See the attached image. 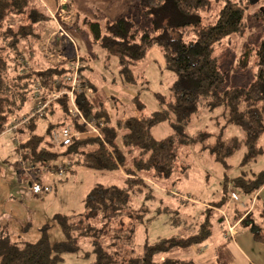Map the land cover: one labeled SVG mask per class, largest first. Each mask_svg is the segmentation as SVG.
I'll return each instance as SVG.
<instances>
[{"label":"trees","instance_id":"obj_1","mask_svg":"<svg viewBox=\"0 0 264 264\" xmlns=\"http://www.w3.org/2000/svg\"><path fill=\"white\" fill-rule=\"evenodd\" d=\"M211 5V0H149L144 13L151 27L144 29L125 16L107 22L104 27L97 21L84 19L93 41L117 57L119 70L125 72L129 81L132 80L129 66L144 59L153 46L161 49L165 67L174 73L175 79L168 97L157 96L161 109L148 115L119 118L114 123L102 104L95 105L86 94H79L76 101L85 115L105 117L103 139L86 136L61 149L54 146L51 141L53 128L68 124L79 126L71 120L65 98L49 108L58 115L55 122L47 123L44 133L37 131L38 117L20 128L21 152L30 164L46 165L59 160L68 169L118 170L124 173L123 185L96 184L86 194L82 212L58 217L64 240L51 243L45 227L36 241L12 242L0 254V264H60L65 252L79 251V238H88L90 243V252L83 256L87 258L90 253L93 260L86 264H207L172 257L159 263L156 257L174 249L205 244L212 234L211 216L229 201L231 191L228 188L257 199L264 187V169L252 175L242 171L231 179L225 172L222 196L202 211L205 216L197 228L189 224L190 229L181 230L177 235L145 243L141 253L134 250L135 234L137 225L144 221L148 211L135 208L132 195L143 192L145 200H157L152 187L171 178L177 171L186 173L191 165L180 160L182 149L199 141L202 150L212 154L226 171L229 168L227 159L243 146L246 152L242 165L264 153L259 144L264 132V32L256 48L247 45L242 49L233 67L236 71L246 69L250 57L255 54L254 80L247 87L225 89V75L214 55L215 46L230 35H243L248 24L244 19V8L231 1L222 6L217 19L204 24L201 13L210 10ZM67 7L69 9L68 4ZM48 20L49 16L37 0H0V134L10 118L19 115L31 100L35 75L51 78L66 70L64 66L44 70H35L31 66L27 72L23 71L19 61L22 50L32 54L40 39V25ZM82 85L96 90L95 84L84 74ZM133 102L138 110L144 108L137 96ZM221 106L228 121L241 129V139L219 138L209 142L210 134L204 131L194 135L177 131L161 140L151 134L155 125L168 120L171 115L174 125L184 127L200 109L213 110ZM248 209L240 212L236 220L238 224L253 221L252 237L264 243V204ZM158 210L172 212L174 224L180 223L178 211L168 206ZM228 233L231 235L229 229Z\"/></svg>","mask_w":264,"mask_h":264},{"label":"rangeland","instance_id":"obj_2","mask_svg":"<svg viewBox=\"0 0 264 264\" xmlns=\"http://www.w3.org/2000/svg\"><path fill=\"white\" fill-rule=\"evenodd\" d=\"M37 1L45 9L49 20L40 25V39L32 54H29L27 50L21 51L19 61L22 63L23 71L28 72L31 66L35 70L57 67L52 63L54 60L51 53L54 54L60 50L68 56H73V50L76 48L84 58L82 59L83 74L95 84L96 90L85 88L82 85L83 77L80 84L95 105L102 104L107 109L112 123L119 118L148 115L162 108L157 96L168 97L175 75L166 69L161 49L153 46L144 59L131 64L129 69L132 80L129 81L125 72H120L117 57L108 54L93 41L91 31L84 23V19L88 18L99 22L104 27L107 22L125 16L136 21L140 29L150 28L151 22L144 13L149 0H67L66 4L69 5L70 12L66 10L68 7H59L55 10L50 8L45 0ZM227 1L237 3L244 8V19L248 26L243 35H230L217 44L214 55L225 75V89L235 86L247 87L255 78L256 55L253 54L250 57L246 69L236 71L233 67L242 49L247 45L256 48L263 35L264 0H211V9L201 13L202 22L207 24L217 19L220 9ZM54 11L58 15L57 20L63 21L64 25L61 24L62 22L60 25L68 32L74 45L67 43L66 39L56 40V35L49 33L53 30L51 28L56 27L50 17V13L53 14ZM60 66L62 65H58ZM49 78L35 75L31 100L19 115L10 118L0 134V254L12 242L36 241L43 234L45 227H47V237L51 243L64 240L65 236L60 228L58 217H68L82 212L83 200L96 184L123 185L124 173L118 170L97 171L81 167L68 169L67 165H64L62 175L59 171L51 175L40 168L41 165L30 164L24 159L20 148L22 137L19 132L23 125L17 131L19 142H17L15 133L8 131V126L17 117L30 116L39 98L48 97L52 100V93H57L61 87H64L60 84L59 88L58 85L52 83L56 77ZM45 81L48 82L45 83ZM53 90L57 91L53 92ZM135 96L144 104L142 110L135 107L133 102ZM61 98L66 99L70 113L68 98L64 95L59 97ZM58 100L51 101L44 114L31 117V119L38 117L36 123L39 133L45 132L48 122L57 120L58 112L52 113L49 108ZM224 112L225 109L222 106L213 110L200 109L191 116L189 123L184 127L174 125L175 121L171 115L168 120L155 125L151 129V134L155 139L161 140L177 131H184L188 135L204 131L210 134L209 142H215L219 138L222 140L232 137L241 139L243 137L241 129L230 123ZM45 114L46 118L43 117ZM70 117L74 121L71 113ZM88 118L103 121V126L101 130L99 129L102 138L92 136L103 139L102 129L105 126V117L93 115ZM201 143L199 141L197 144L188 145L182 149L180 160L184 159L191 165L186 173L177 171L171 178L161 180L157 182L158 185L155 184L152 187L153 195L157 200H145L143 192L132 195L134 207L146 208L148 211L144 221L136 228L134 243L136 253L142 252L145 243H152L159 238H169L179 234L181 230L190 229L189 224L192 228H197L205 216L202 211L209 203L221 198L222 178L225 172L231 179L242 171L252 175L264 169V153L258 155L254 161L241 164L246 152L243 146L227 159L229 168L226 171L219 162L215 161L212 154L207 150H202ZM259 144L264 148V132ZM54 146L58 149L62 148ZM19 153L27 166L37 167L32 166L29 172L24 170V165L20 166L22 159ZM52 163L58 164L60 161ZM33 181H38L44 186L50 184L52 190H44L40 194L33 195L29 190ZM228 191L236 192L239 200H231L230 196L229 201L221 210L214 211L210 222L212 234L205 244L186 249H174L158 255L156 260L160 263L166 257H172L183 260L193 259L207 264H264V243L256 241L251 234L250 227L254 222L249 220L238 224L239 221L236 220L240 212L249 211L248 208H258L264 204V187L257 199L243 195L239 190H233L232 187H229ZM165 206L178 211L179 224H174L175 217L172 212L158 210ZM150 216L153 217L147 220ZM234 221L238 223L234 224ZM228 226L232 227V235L235 233L233 236L228 233ZM77 246L79 251L65 252L60 264H86L93 260L90 253L87 258L83 256L84 253L90 252L88 238H79Z\"/></svg>","mask_w":264,"mask_h":264},{"label":"built area","instance_id":"obj_3","mask_svg":"<svg viewBox=\"0 0 264 264\" xmlns=\"http://www.w3.org/2000/svg\"><path fill=\"white\" fill-rule=\"evenodd\" d=\"M60 15V13H59ZM56 12L54 11L53 14L50 13V17L53 19V23L55 22L56 27L54 26L52 31H49L51 35H56V39H66L67 43L73 44L74 41L66 32L65 28L60 25L63 24V21L60 19L57 20ZM64 25V24H63ZM65 42V43H66ZM51 57L53 58L54 63L53 65L58 66L62 65L65 67L64 73L60 77H56L52 80V83L54 85H58L60 88V84L64 85V87H61L59 92L52 93L53 99L50 100L48 97H41L38 99L39 102H37L36 106L34 107L33 111L31 112L30 116H23L20 118H15V120H12L10 123V126H8V131H13L16 135L17 142H19V139L17 137V131L22 125H25L31 117L34 115H42L45 113V109H47L49 103L51 101H56L59 99L61 95H64L68 98L70 102V113L74 119L78 123V128L74 125H63L60 127H55L51 131V141L54 143V145L58 147H64L68 144H70L72 141L86 137V136H98L102 138L101 132H99V129L101 130V127L103 126V121L101 122L88 118L87 115L83 113L79 105L77 104L76 97L79 94H85V90L81 86V80L83 77V60L81 58L80 53L76 48L73 50V56H68L65 52H62L58 50V52L51 53ZM51 82V81H50ZM58 90V89H57ZM57 90H53V92H56ZM20 158L22 159V163H20V166L24 165V170L28 171L31 169L32 166L37 167L35 165L27 166V164L24 162L21 153H19ZM40 168H43L48 174H54L55 171H59V174H63L64 165L62 162L58 164L49 163L46 165H41ZM49 169V170H48ZM50 169H56V170H50ZM29 172V171H28ZM29 190L33 195H37L42 193L44 190L51 191L52 186L50 184H46L44 186L42 183L38 181H33L30 186ZM231 198L233 200H239L238 196L235 192H230ZM229 227V231L232 232V227Z\"/></svg>","mask_w":264,"mask_h":264},{"label":"crops","instance_id":"obj_4","mask_svg":"<svg viewBox=\"0 0 264 264\" xmlns=\"http://www.w3.org/2000/svg\"><path fill=\"white\" fill-rule=\"evenodd\" d=\"M46 2H47V4H48V6L50 7V8H54L55 10L56 9H58L59 7H61V8H65V7H67L66 5V3H67V0H45ZM67 11H69L70 12V7H69V9L67 8L66 9ZM57 40V39H56ZM18 151V150H17ZM238 222H235L234 221V224H237ZM231 233V232H230ZM235 234V233H234ZM233 234V235H234ZM232 235V233H231V236H233ZM243 258L246 260V258L243 256ZM242 261H244V260H242ZM247 262V261H246Z\"/></svg>","mask_w":264,"mask_h":264},{"label":"water","instance_id":"obj_5","mask_svg":"<svg viewBox=\"0 0 264 264\" xmlns=\"http://www.w3.org/2000/svg\"><path fill=\"white\" fill-rule=\"evenodd\" d=\"M66 8V7H65ZM263 17H264V11H263Z\"/></svg>","mask_w":264,"mask_h":264}]
</instances>
